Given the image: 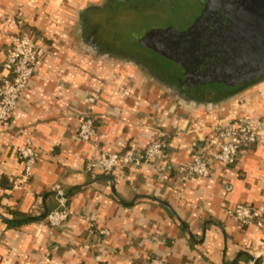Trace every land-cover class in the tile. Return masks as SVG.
<instances>
[{"label":"crops","instance_id":"0c3cea01","mask_svg":"<svg viewBox=\"0 0 264 264\" xmlns=\"http://www.w3.org/2000/svg\"><path fill=\"white\" fill-rule=\"evenodd\" d=\"M118 2L0 0V70L15 36L33 32L49 52L14 117L0 123V264H253L264 253V227H243L230 212L264 207V131L208 180L187 179L178 168L205 151L201 140L216 123L264 119V78L184 100L147 64L103 49L93 16ZM86 114L102 120L93 145L78 139ZM153 139L169 143L168 166L145 164L111 178L85 171L94 146L126 153ZM29 142L40 159L23 181L17 150ZM54 191L67 195L70 213L57 230L28 219L58 208Z\"/></svg>","mask_w":264,"mask_h":264},{"label":"water","instance_id":"95a60500","mask_svg":"<svg viewBox=\"0 0 264 264\" xmlns=\"http://www.w3.org/2000/svg\"><path fill=\"white\" fill-rule=\"evenodd\" d=\"M201 4L200 15L188 29L153 28L138 38L141 48L160 57L165 62L163 66L140 55L128 57L151 66L157 76L175 82L190 95L207 90L216 94L223 89L239 90L264 78V0H201ZM155 7L173 14L169 6L155 0H121L100 8L93 21L100 32V20L111 24L121 10L139 13ZM112 35L116 39L121 37V33ZM53 194L60 198L59 191ZM49 213L46 208L41 216L28 219L44 220Z\"/></svg>","mask_w":264,"mask_h":264},{"label":"built area","instance_id":"2783aa9c","mask_svg":"<svg viewBox=\"0 0 264 264\" xmlns=\"http://www.w3.org/2000/svg\"><path fill=\"white\" fill-rule=\"evenodd\" d=\"M49 52L43 47L33 32L15 36L11 42V50L2 62L0 70V123L5 124L16 114L20 101L29 87L36 72L38 63L48 56ZM102 121V120H100ZM93 116L86 114L78 130L81 143L93 145L99 134V122ZM264 131V119L250 117H232L222 120L210 128L206 138L201 140L206 149L196 152L192 161L182 165L179 173L187 179L208 180L212 178L214 168L228 167L236 164L241 154L256 146ZM170 145L165 139H153L150 144L139 151L126 153H109L94 146V151L85 163V171L95 176L124 175L127 171H135L145 164L168 166ZM196 145L193 146V149ZM18 157L24 165L22 179L28 181L40 159V154L29 142L18 148ZM61 193L58 198L59 206L49 213L45 219L51 230L61 229L70 219L67 209L68 197ZM236 222L243 227H264V207L254 208L248 205H237L231 212ZM91 224L96 225L89 216H81ZM99 236H109L108 230L97 231ZM264 264V253L253 260ZM145 264H172L161 259L151 258Z\"/></svg>","mask_w":264,"mask_h":264},{"label":"rangeland","instance_id":"374dc122","mask_svg":"<svg viewBox=\"0 0 264 264\" xmlns=\"http://www.w3.org/2000/svg\"><path fill=\"white\" fill-rule=\"evenodd\" d=\"M155 1L169 6L173 14H168L169 9L167 10L168 13L165 14L166 10L163 11V7L160 10L156 9V7L154 9L144 8L139 13L121 10L115 14L114 21L111 24L104 22L105 19L100 20L102 26L99 32L100 44L107 46L114 54L126 58L130 55H140L142 58L163 66L165 62L160 57L141 48L138 44V38L153 28H166L171 26L178 31L188 29L200 15L202 4L201 0H177L176 2L173 0ZM112 33H121L120 39L114 38ZM133 62L135 63V61ZM151 69L153 70L152 67Z\"/></svg>","mask_w":264,"mask_h":264},{"label":"trees","instance_id":"16d2710c","mask_svg":"<svg viewBox=\"0 0 264 264\" xmlns=\"http://www.w3.org/2000/svg\"><path fill=\"white\" fill-rule=\"evenodd\" d=\"M179 94H180V96H181V98H183L184 100L185 99H187L189 96L187 95V93H185V92H183V91H179ZM9 225H11V226H14V225H16V224H13V223H9Z\"/></svg>","mask_w":264,"mask_h":264},{"label":"flooded vegetation","instance_id":"af4514ba","mask_svg":"<svg viewBox=\"0 0 264 264\" xmlns=\"http://www.w3.org/2000/svg\"><path fill=\"white\" fill-rule=\"evenodd\" d=\"M133 61H135V63L136 62H138V60H135V59H133ZM137 64H139V62L137 63ZM141 64V63H140ZM141 65H143V66H145L146 67V65L145 64H141ZM148 67V66H147Z\"/></svg>","mask_w":264,"mask_h":264}]
</instances>
